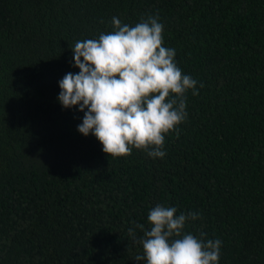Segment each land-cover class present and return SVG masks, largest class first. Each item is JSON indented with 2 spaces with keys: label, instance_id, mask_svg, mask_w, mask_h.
<instances>
[{
  "label": "trees",
  "instance_id": "trees-1",
  "mask_svg": "<svg viewBox=\"0 0 264 264\" xmlns=\"http://www.w3.org/2000/svg\"><path fill=\"white\" fill-rule=\"evenodd\" d=\"M149 16L199 94L164 158L111 157L59 81L77 41ZM157 204L218 264H264V0H0V264H146L128 229Z\"/></svg>",
  "mask_w": 264,
  "mask_h": 264
},
{
  "label": "clouds",
  "instance_id": "clouds-1",
  "mask_svg": "<svg viewBox=\"0 0 264 264\" xmlns=\"http://www.w3.org/2000/svg\"><path fill=\"white\" fill-rule=\"evenodd\" d=\"M111 23L113 32L75 43L74 67L80 71L69 72L59 81L58 101L64 108L78 106L84 115L77 130L94 135L108 156H129L135 148L152 158H164L165 135H179L178 126L187 118L186 93L199 94L197 81L182 74L175 49L163 46L158 16L135 26L117 17ZM199 218L197 213L177 215L175 207L157 204L148 213L150 230L143 224L134 226L142 237L137 238L134 228L128 229L129 237L143 250L135 260L218 264L221 240L205 242L185 233L186 223Z\"/></svg>",
  "mask_w": 264,
  "mask_h": 264
}]
</instances>
